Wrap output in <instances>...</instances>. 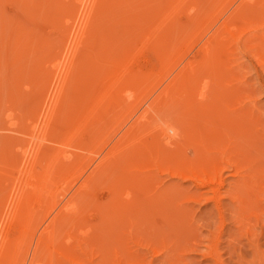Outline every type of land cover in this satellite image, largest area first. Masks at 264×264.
Wrapping results in <instances>:
<instances>
[{"label":"rangeland","instance_id":"obj_1","mask_svg":"<svg viewBox=\"0 0 264 264\" xmlns=\"http://www.w3.org/2000/svg\"><path fill=\"white\" fill-rule=\"evenodd\" d=\"M23 1L25 3H22ZM23 1L22 0H19V1L0 0V15H2V17L0 16V25H1L0 26V38L2 39L5 38V40H3V43H1L2 39L0 40L1 41L0 42V53L4 52V54L2 53L0 54V67H1L0 68V82L2 83V84L0 83V185L1 187L2 186L8 187L6 188L8 190H5V188L2 189L3 191L2 195L10 191L9 189L12 188V186H14L13 184L18 183V182L24 183V181H26L27 178L24 175V168L26 169L29 165L27 163L31 162L30 158H31L32 151L35 149L34 146L36 147L39 146V149L40 148L42 149V146H43L42 151L44 150L43 152L47 153L45 154L46 155V159H45V155H42V152H40V154L44 156V158H42L41 160L40 159L41 156H40L39 160H37V162H39V164L41 163V165H37V163L35 164L37 165L35 167L38 168L37 171L39 175L42 174V170L47 164L49 163L52 164L53 159L51 158L55 156L56 154H58L57 161L58 160L59 161L58 162L56 161L57 163L55 167L60 170L56 169L57 171H54L52 175L49 177L51 183L53 182L54 184L52 187L53 194L50 195L49 197H46V203L44 200V203L43 204L41 203V205L39 206L38 203L37 205L35 202H34L35 204L31 202L33 201L32 200L33 194H31V197L29 196L30 199L29 198L27 199L26 204L28 203V206L25 209L30 208V207L33 208L34 206L35 209L34 208L33 209L36 213L35 214L36 217L31 223V226H29L27 229L28 235L25 234L24 236V239H23L24 243H22L24 246L21 247L19 251L20 253H18L16 264H174L176 263L175 260L178 261L177 263L180 262V264L182 263L183 264H186V263L187 264H216L214 262L216 258L211 257L212 255L210 252L209 253L206 252V251H209L208 246L216 242H217V251H218L217 253H219L218 255L221 258L220 260L223 264H248V263L257 264L258 260H259L258 261L259 264H264V220H262L264 216L259 217L262 208L260 209V211L258 210L259 209L258 207L256 208V210L259 213L256 210H253L254 213L251 212L250 215L247 214L248 216H250L247 219L243 218L242 216H239L238 213H235L236 210H235V207H233L235 206V204L233 205L234 202L232 203L231 198L228 197L226 193L224 194L225 188L230 186L228 184H232L233 183L232 181L234 180L233 178L234 176L230 174V173H233V171L231 170H234V169L231 164L226 163L228 162V160L227 161L226 159L222 160L226 164H223L221 162L223 166L226 165V167L227 166L229 167V168L227 167L228 171H226L227 170L226 167L222 168L223 170L222 169L220 170V172L222 173L221 178H223V180L225 181V182L223 181L224 187L221 188V190H223L224 192L222 191L220 195L221 197L220 202L222 204V210L227 207L226 209L227 212L223 210L225 211L224 217H223V219L225 220L220 218L218 208L216 209L217 206L215 202L213 201V199L208 200L209 198L208 196L211 197L213 195L210 191L204 194L206 198L208 197L206 199L208 201H205L204 200L205 198L203 196H202L203 198H201V196L200 198L193 197L191 193L194 192L195 184L192 182V180L183 181L181 179L179 180V178L177 177H172L171 175H167L168 173L166 171H162L161 169L162 167L157 168L158 164L155 163L157 162V160H160V156H158L160 154H157L155 152L157 151L155 146H157V149H159L156 142L158 141L157 140L158 136L160 137L162 135L161 134L162 132L160 133L161 131L160 128L162 126H165L164 125L165 122L174 123L173 125L176 124L175 125L176 127L180 129L182 128L181 133L183 131L184 135L189 134V132L192 131V129L196 128L197 126H200L204 122H211V126L213 127L215 125H213L212 121L215 122V120H216L218 127L215 126L212 129L216 128L217 130V128L220 127L221 129L224 130L225 128L226 130L227 126L226 127L224 126L223 128L221 127V125H223L222 124L223 121L225 122L223 115L227 114L226 116L228 119L226 118V116L225 118L226 120L229 121V117L232 116V113L230 112L233 111V115H234L235 108L237 107L236 108L237 111L241 110V113H243L246 117H248L249 114L251 117V119L250 117L249 119H247L244 115L240 113L241 116L239 117L238 120H240V118H242V120L244 119L245 120L243 121L244 124L243 122L242 123L240 122L243 125L242 128H241L242 126L241 124L238 125V127L240 126L238 130L242 129L243 131L242 133L241 131H239V133L242 136H243V133H244V136L248 135L249 142L250 141L251 142L249 143L247 141L248 136H247V139L246 137L244 138L246 143H244L245 141L243 142L241 140L243 138L242 136H240L242 137L240 140L242 141V144L244 143L243 145H245L244 147H246L247 150L250 148L248 150L250 154L248 155L250 157L252 156L251 157L252 159L254 158L255 160L257 159L258 161L260 154H261V157H260L261 160L258 161V164H260L259 165L260 168L263 167V169L261 170L264 171V165H263L264 159L262 160V157L264 158V154H263L264 153L263 151L264 150V140H263L264 139V0H185V1L184 0H148V1L136 0L139 2L131 0L130 5L128 2L129 0L128 1L127 0H122V1L103 0L105 2L104 3L101 2L102 6H99V9L96 10L98 12H95L94 16L91 17L93 21L90 22L89 24L90 32L89 30H87L88 28L84 29L87 27V25H85L86 27L83 26L84 24H82V21H81L83 20V16L81 15L84 14V17H85L86 12L82 10V7L80 8V6L76 5V3L78 2H76L75 0H61V1H58V0H33V1L23 0ZM125 2L129 7L124 6ZM240 2H244L243 4H245L244 6L245 12L242 14L239 13V15H236L237 17L230 16V13L232 12V10H234ZM38 3L40 4V6ZM73 3H75V6L73 5ZM178 3L180 6L178 5ZM29 5L32 7H29ZM65 7L66 9L67 8L69 9V11L67 10V12L69 13H70V10H72L73 15L71 14L70 16H67L69 15V13L67 14L66 12H64L66 11ZM86 7H87V3L85 4L84 9H86ZM125 7L129 8V10L126 9ZM79 8L80 10H82L81 15H79L80 14ZM145 9H147L146 10L147 12L145 11ZM77 11H79V13ZM123 13L124 14L126 13V14L124 15ZM98 15H100V17ZM111 15L112 17H110ZM169 15H171L172 17L171 16L169 17ZM78 16L79 18L81 17L80 21L77 20ZM137 16H138V20L141 19L140 23L135 21ZM114 17L117 19H115ZM97 18L98 19L100 18L99 22H97L98 21ZM8 19L10 20L8 21ZM18 21H21L19 22L21 25L19 23L15 25V23ZM77 21H79V24ZM3 22L5 23L3 24ZM13 22H14L15 27H13L14 26L13 25L12 26L13 28H12L10 25L13 24ZM80 22L82 26H80ZM101 22L102 24L105 23V25H102ZM142 22H144V24ZM158 22H159V25H161V27L158 25ZM7 23L10 25H7ZM22 23H23V27L25 26L24 27L25 29L22 27ZM145 23L147 25H145ZM17 25L20 26V28L22 27L23 30L22 28L21 29L18 28L19 29L18 30L16 28L18 27ZM97 25L98 26L100 25V26L98 27ZM154 25H156L157 27L159 26L158 28L162 32L159 31L160 32L159 33L158 30H155L157 31V33L155 32V34H158V33L159 34L158 35L154 34V36H152L153 35L152 34L151 36L153 39H151V36L149 35L150 33L146 34V36L147 35L148 36L145 37V33H147V31L151 32L154 29V27H156ZM2 26L3 27L6 26V27L2 28ZM8 26L10 28H8ZM130 26H132L135 30H133L132 27ZM151 27H152V30H150ZM27 28L30 30H28ZM114 28H115V31H114ZM122 28L127 29V31H125ZM81 29L87 30L85 31L87 33L89 32L88 33L89 35L87 33L86 34L84 33V37L82 36L83 38L81 37V39L86 38V42L89 41L91 44L94 41H96L97 45L96 44H95L96 46L94 45V43L96 42L93 43V46L88 42L89 44L88 50H91V48L93 50L91 51V54L88 50H85L86 52H84V54L88 52L87 53L88 56L87 54H85L86 56L82 55L83 53L81 54L79 52L78 54H76V56H74L75 59L73 58L72 61H70L72 58L71 49L69 50V48L67 49V47L71 48L70 43L73 44V42L75 43L77 41V39H75V36L76 38H79V36H81L80 34L82 32ZM1 30L6 34V36L3 33L4 35L3 37V35L1 34L2 33ZM14 30H17L15 31V35H16L15 37H14ZM21 31L23 32L21 33ZM30 31L32 32L30 33ZM124 31L126 33H124ZM132 31L134 35H132ZM68 32L70 36L68 35ZM77 32H79L78 35H77ZM111 32L114 33V35L112 33L113 37L111 36ZM137 32L139 33L137 34ZM29 33L30 35H33V36L31 37ZM94 34H95V37L93 38ZM130 34L133 38H131ZM63 35H65L66 37ZM9 36L11 38H9ZM18 36H20L19 39H17ZM155 36L156 38H159L156 42H160V45H162V42L164 43L163 46L167 44L165 46L166 50L163 49V47L162 48L160 47L162 50L160 48L158 50L157 47H159V45L155 47V45L149 46L150 44L149 45L142 44L143 42L151 43L150 40L155 41L156 40ZM12 37L14 39H17L16 42L14 41V39H12ZM36 37L38 40H36ZM32 38H33V41H32ZM41 38H43V40H41ZM109 38H111V41ZM146 38H148L149 40H146ZM210 38H213V39L210 40ZM214 38H216L217 40ZM23 39L25 40L23 41ZM71 39L72 41H70ZM90 39L92 41L94 39V41L91 42ZM11 40L13 41L11 42ZM26 41L28 42L26 43ZM29 41H31L32 44L31 42L29 43ZM50 41H53L54 44H51L52 42ZM112 41H115V43ZM43 42L45 43L43 44ZM48 42H50V44ZM81 42L87 45L84 40H82ZM206 42H210L212 44V45L210 44L211 50L209 49L208 52H206L204 49L205 47L204 43L206 44ZM13 44L15 46H13ZM29 44H31L30 46L32 48L29 46ZM103 44L105 45L107 44V45L103 46ZM18 45H21L22 47ZM99 45L102 47V49ZM115 45H117L116 46L117 49L114 47ZM215 45H217L216 49L214 47ZM26 46L27 47L29 46L30 48L28 49L23 48ZM107 46H109L108 49H107ZM113 48H115L116 50L115 52ZM118 48L119 50L120 48L122 50L119 51ZM6 49L8 50V52ZM112 49L113 51H111ZM132 49L133 51H131ZM50 50L51 52H49ZM79 51H82V49H80ZM135 51L139 54L136 53L135 56H132L134 53H131L132 58L130 59L129 52H135ZM92 52L94 56L93 59H91ZM48 53H50L51 55H49ZM206 53H210V54L206 55ZM12 54H14V56ZM161 54H163L162 57H161ZM23 55L25 57H23ZM48 55L54 56V57L49 58ZM205 55L208 61H205L206 59V57L204 58ZM89 56L90 58H87ZM52 58L54 60L56 59L57 62L54 61ZM211 58L213 60H210ZM19 59L21 60L19 61ZM80 59H83L81 60L83 64L82 62H80ZM87 59H89V61ZM166 60L168 63L166 62ZM188 60L194 63L191 64V62H189ZM75 61H78L76 62L78 66L77 64H75V68L77 69L74 68L76 72L80 68L81 69V70L79 69L80 73L82 71L83 72L88 71L87 74H84V73L80 74L79 70H78V73H76L74 70L73 71L74 76H72L73 75L72 70L74 67L73 63H75ZM87 61L89 62V65H87L88 64ZM66 62L68 65H69V62H71V66L73 64V66L70 68L72 73H70L69 75L71 78L70 79L71 82L68 81L67 85L64 87L63 95H66V98L62 96L64 100L62 98L60 102L65 103V101L67 100L68 103H65L69 105L68 107H66L67 109L71 107L72 105L74 106L76 105L75 108H73L74 106H72L69 109L71 110V112L72 111L76 112V109H77V112L76 113L74 112V113L76 114V118L78 119V122L80 119L79 125H78L77 119L75 118L74 114H72L73 112L71 113L73 115L72 116L70 112L68 113L67 111H65L67 112V114L64 112L65 113L64 118L62 117L63 116L62 114H64L62 112L63 106L61 107L60 105H63V104L58 103V105L61 108L59 106L57 107L58 109L56 111H58V113H56L54 117L57 114H59V111H60L59 115L64 119V121L59 116L58 118L57 117L53 118V120L54 119L58 120L61 118L63 123L61 121H58L59 123L58 124L56 123V120L54 121L51 120L50 125L48 127L49 130L47 128L44 135H42L43 131H40L42 130L40 129L41 126L40 128L33 126L34 127L33 128L34 133H33L31 129V125L33 122V118L35 117V113H37L36 111L37 110L39 111V109H36V108H40L42 104L41 108L43 111V105H44L43 102H46L45 99L47 98V94L45 96L43 92L48 93L49 90H51V88L53 91L59 88V86L57 87V84L58 82L61 81L60 79L61 74L63 75L66 72V69L68 67ZM13 63L15 66L13 65ZM79 63L81 64V66ZM187 63L190 65V68H191V65L193 67V64H194V67H193L194 70L192 68L191 69L189 68V71H186V69L188 70V67H189V65L188 66L185 65ZM54 64H55V67H53ZM90 64L92 67L90 66ZM102 64H104L105 66H103ZM183 64L184 66H182ZM83 65L84 67H82ZM11 66L12 68H10ZM16 66H19V67H16ZM85 66L86 68H90V69L93 68L94 70L96 68V71H93L94 72L93 73L92 70H89V69L85 70ZM126 66L129 68H127ZM185 66H186V69H183ZM52 68H55V69H52ZM124 69H126V71H128L129 69L131 70L128 72H132L133 69H134V72L139 71L138 73H139V77L141 76V79L136 78L137 79L136 81L135 79L133 81L132 80L128 81L124 79L121 80L120 78L117 79L116 73L118 75L120 73L121 75L124 73ZM181 69H183V73H184V70L185 72H188L187 74H185L186 77L188 76V78H185V79H188V80L185 81V79L183 78L182 80H180V82H178V84L180 85L183 82V80L185 81L186 84L183 82L182 86L180 85L181 87L177 86L180 89H178L177 87H174V89L175 90L177 89L178 91L176 90L175 93L168 95V98L166 97V100H165L166 95H162L161 97L162 99L157 97L158 94L160 93L159 89L162 90V87L165 86V84L168 83L174 76H176L175 73L180 72ZM45 72L47 74H49V72L51 73L52 78L49 79V81H47V77L50 75L47 76ZM52 72H54L55 74V75L53 74L54 80H53ZM82 74L85 75L84 79L88 82L82 79L83 78ZM17 75L19 77H17ZM110 75L112 77H110ZM94 76H96V79H94L95 78ZM147 77H150V78H147ZM42 78H44V80ZM119 79L120 81H118ZM50 80H51V83H50ZM93 80H95V82ZM74 81L76 83L78 82V84L76 85ZM34 82L37 84H35ZM47 82H48V85H47ZM92 82H94V85H92L93 84ZM127 82H130V83H127ZM49 83L51 86L49 85ZM69 83L71 84L70 89H68V87L70 86ZM95 83H98V84H95ZM240 83L242 86L240 85ZM41 84L43 85V87L41 86ZM73 84H75L76 86ZM79 84L81 85L79 86ZM232 85L234 87H232ZM85 86L87 87L85 88ZM90 86H92V88ZM47 87H48V90L46 91ZM73 88H75V92ZM76 88H78V90ZM226 88H228V90H231V91H237L238 92L237 101L239 99L238 96H240V100L244 102H242L241 104L240 103L241 101L237 102L235 100V102L233 101L234 103L233 102L226 103V101H230L231 99L229 100L227 99L225 101V98H224V101H225L224 102L221 96L222 97L224 96V90L226 91L227 90ZM71 89L72 91H69ZM86 89L89 91L87 92ZM152 89H154V91H152ZM244 89L246 91L248 90L249 93L248 92L246 93ZM76 90L78 91L79 94L77 93ZM90 90H93V91H90ZM40 91H43V92L41 94H38ZM242 91L245 93H243ZM75 93L78 94V97H77V94ZM217 94H220L221 96H218ZM248 94L250 96H248ZM41 95L42 97L45 96V98L43 102L39 103V101H42L40 99L42 98ZM71 95L74 100L72 101L73 102L72 104H70L72 100ZM91 95L93 96V98L91 97ZM242 95L244 96L246 95L251 100H243L244 99L243 97L241 99ZM213 96H216L217 98ZM37 97L39 98V101ZM218 97H220L222 101ZM247 97L245 99H248ZM142 99H144V101ZM154 99L156 102L153 103ZM234 99H236V96L235 98H233V100ZM37 101H38V105H37ZM75 101L78 104H76ZM151 101L153 104L151 107H149L151 105ZM235 103H237V106L234 108L233 106L236 105ZM245 103H248V104H245ZM240 104L241 106L240 108H238ZM34 105H37V106H34ZM143 106H145L144 107L145 109L143 108ZM153 106H156V107H153ZM224 106H226L227 108ZM246 106L249 107V109H252L251 110L252 113H250L251 111L249 112V109H247ZM32 107L35 108V110L33 109L35 113L33 111H30L32 110L31 109ZM151 108L153 109L155 108V109L153 110ZM244 108L247 109V111ZM227 109L228 111H226ZM83 110L86 111V113ZM244 110H245V113L242 112ZM42 111L40 110L41 114H42ZM40 112H38L39 115H40ZM223 112H225V114H223ZM31 113L33 114L31 115ZM66 115H68V117L71 115L72 119H74L75 121L74 122L72 120L74 124L75 125L77 124L78 128H80V129L77 128V130H79V131L76 130L77 133L74 130L75 128H72L73 127L72 125H74L73 122L72 121H71L72 123L69 122L71 120V116H70V120L68 121L69 118L67 117L68 118L67 119L65 117ZM210 115L211 117H213L212 118L213 120L210 119L211 118ZM41 116L43 117V115H40L39 119L38 117H36L38 121L34 119V122H33L34 125H36L37 122H38L37 124L40 125L41 123L40 120L42 119L44 120V117L41 118ZM81 117H82V121H81ZM196 118L198 121L202 122L200 123V125H197L198 121L195 123ZM221 118L223 119L221 120ZM134 119L137 120L138 124ZM43 120H42V123H43ZM66 120L69 123H67ZM203 120H207V121H203ZM217 121H220L222 123H218ZM228 121L226 123H228ZM189 122L195 123L197 126H194V124H190ZM51 123L54 125H52ZM226 123H224V125H226ZM55 124H58L57 127L58 126L59 127L58 128L55 127L56 126ZM50 126L51 127L54 126V127L50 128ZM131 126L133 128H131ZM191 126H193V128ZM190 127L192 129L188 130L189 132H187L186 130L189 129ZM207 127H209L210 129V125H208ZM70 129H73V131L71 130L72 134L70 132ZM47 130L48 131L51 130L50 131L51 133H49ZM137 130H140V131H137ZM30 131H32L33 138H35L34 143H33V138L31 137L32 135ZM123 131L126 133L125 136H124L125 133ZM184 131L186 132V134ZM73 132L76 134H74V137H72L74 139H71L70 136L73 135ZM35 133H37V136ZM40 133H41V136L39 135ZM34 134H35V137H34ZM48 134L50 137L47 139ZM38 136H40V138ZM130 136L132 138H130ZM238 136L239 135H237V139L239 140ZM161 137L163 138V135ZM37 138H39V141L37 140ZM68 138L69 140L71 139L70 142L67 141ZM40 139L44 140V142H42L41 145H40V141L42 140ZM125 139L127 140V142H125L126 141ZM187 139L191 140V142L193 140L192 138L191 139L187 138ZM120 140L121 141L123 140V141L120 142ZM161 140L163 141V139ZM35 141H38L37 145H36L37 142ZM200 141L197 142L196 140L195 142H197L198 145L200 144L201 146L200 145L199 146L202 147V144H203L202 140L200 139ZM189 142L190 141L186 143L185 141L186 144H182L184 146V149L186 147V150H183L182 153L181 151L183 148L179 150L178 147H175L174 145H170V147L172 146L174 147L172 150L173 152L175 151L174 154L177 155L175 160L177 159L178 162L183 159L185 161H188L187 160L188 158L186 159L188 155L189 156L194 155L197 157L196 159H198L197 155L199 154L195 155L197 151L195 152L194 150V149L197 150V146L196 148L192 149L193 148L192 146L194 145L195 147V144L191 146V144L190 145L188 144ZM158 144H161V143L159 142ZM222 144H224L225 146L226 144H228V142L222 143ZM251 144H252V147H251ZM218 145H220V143H218ZM21 146L24 148H22ZM224 146L221 147L220 145L221 148L219 149L224 148ZM162 147L163 149L158 150L159 152L161 150L162 151L164 150L165 151L164 153L166 154L167 152L168 154L167 158H172V157L174 158L175 155L173 156V154L172 156H169L171 155V151H172L170 150L171 148L167 149L168 147L167 148H165L164 146ZM29 148L31 150V153H29L30 152ZM176 148L179 151H177ZM210 148L212 149V146ZM215 148H218V147L215 146ZM22 149L23 150L25 149L24 153L25 152L27 153L23 154L21 151ZM59 149L60 151L62 150L63 153L60 152ZM108 149H110V151H108ZM202 149L204 150L203 147ZM97 150H98V153H97ZM203 150H202V154H204L205 152ZM252 150L254 153L252 152ZM56 151H59V152L57 153ZM111 151L113 152V154ZM213 151H215V149H213L210 152H213ZM179 152L183 154L184 156L183 155L178 156ZM198 153H200L201 155V151ZM251 153L253 154L251 155ZM27 154H30V155L28 156ZM67 154H69V156ZM115 154L118 156H116ZM165 154H163V156ZM254 154L256 156L258 155L257 158L253 157L255 156ZM24 155L25 157H23ZM110 156L112 158H110ZM101 157H103L105 162H107L106 164L103 160V163L99 166V169H102L103 167L102 171L101 170L98 171V173L100 172L101 175L99 174L98 176L96 173V176L93 179L94 181L93 182L91 181L92 183L90 182L91 184H89L88 189L86 188L84 191L76 193L79 183H81V181L86 177V175L88 174V170H90L93 166L95 167L99 163L98 159H100ZM155 157H157V160L155 159ZM164 158H166V155ZM189 158H192V157H189ZM196 159H193V160H196ZM47 160H50V161L44 162ZM231 160H233V157L231 158ZM255 160L253 161L255 162ZM70 161H72L73 163L76 162L75 163L76 167H71V165H74V164ZM188 162L185 164L184 161H181V164L184 163V166L185 165L187 166L189 164ZM197 163H199V159ZM69 164L72 169L68 167ZM154 164H157V165H154ZM229 165L232 166V169H230L231 166ZM220 166H219V169L221 168ZM61 167L64 170L63 169L61 170ZM67 167L69 168L68 170H66ZM5 173L7 174L6 177L4 176ZM211 175L212 173L210 174V176ZM262 175L264 176V174ZM37 181L40 182L39 180ZM257 184H258V187H257ZM257 184L255 183L253 185V188L256 186L255 188L256 193L254 192L255 195L258 194L259 191H261V190L259 191L257 190L258 192L256 191V189L262 185L260 183H257ZM25 189L28 190L27 194L29 195V193L31 192L30 191L31 189H29L28 187H26ZM202 191L203 193L205 192V190H200L199 192L202 193ZM260 194L263 195L264 193L260 192ZM2 195L0 194V198H1L0 204H4L2 202L5 201L4 197L7 196V194H4V197ZM262 195L260 196L256 195L260 197V200H258L259 198L257 199L256 196H255L256 199L254 198V196H253V199L261 202L264 199V195H263V199H262ZM190 197L193 200H191ZM213 205H215L216 207ZM2 206L0 205V210H1L0 212L3 214L4 207ZM215 209L217 212L215 211ZM57 210L62 212L65 215L64 220L63 222L60 223L61 226L60 225H59L60 227L57 226L58 228L56 227V231L54 230L52 232V236L50 233H48L47 234L48 236H44L45 238H43L42 236L43 232L41 231H46L45 229L50 227V226H47L48 219ZM262 210H264V208ZM216 213L219 215H217ZM261 214H264V212L262 211ZM253 217H255V219H253ZM0 218H1V215H0ZM256 218L259 220L257 221ZM215 220L219 222L222 221L223 225L219 222H217L218 224L216 223L215 225L214 223ZM253 221L254 222L257 221V222L254 223ZM207 225L208 227H206ZM214 225L216 226V228L214 227ZM243 225L244 227L241 228ZM253 227H254V230H253ZM212 228L213 229L215 228L217 231L214 229L215 231L213 232ZM210 230L213 232L212 233L213 236L211 235ZM249 230L252 233H250ZM198 231H200V233ZM40 234L42 236L41 247H39V249L35 251L34 246L36 245L34 244L37 243V242L35 243V241H37V238L40 237L39 236ZM197 236L199 240L197 239V243H196V239H193V238H196ZM190 238H192L193 240H191ZM249 239H253V240H249ZM189 240L190 242L191 241L192 242L191 243L188 242ZM180 242H182L181 245L179 244ZM177 243L180 246H178ZM188 243L190 244L194 243L193 245L196 246V249L199 248V249H202L203 251L206 250L205 251L206 253L204 252L206 256L203 254V252L200 253L199 249H198L199 251L197 250V252L193 250V251L188 252V254L187 253L183 254L184 253L183 247L181 246H185V244L189 245ZM255 244H256V247L257 248L259 247L258 249L260 250L258 251V249L254 247L255 249H257V252L259 255V259H257V261L255 258H258V257H255V256H258V255H256V252L254 253L255 255L253 254V252L255 251L253 246ZM161 246H164L162 249L165 250L166 252L165 251L163 252L160 250V252L158 251L159 252L158 253L156 250H154V248L156 247H158L157 249L159 250ZM177 246L180 248H177ZM164 248H168L169 250L164 249ZM172 248L174 249L177 248L178 250L175 249V251L172 250L171 252L170 249ZM180 250L183 253H181ZM174 252H176V254ZM260 252H262V255H260L261 254ZM180 253L183 256H185L186 259H184L185 257H182ZM179 255L181 256L180 257L181 259L179 258L180 260L178 258L176 259V257H179ZM172 256L173 258H171ZM136 257L137 259H135ZM253 257L255 258L253 259ZM172 260H174V262ZM211 261H213L214 263H212Z\"/></svg>","mask_w":264,"mask_h":264},{"label":"bare ground","instance_id":"obj_2","mask_svg":"<svg viewBox=\"0 0 264 264\" xmlns=\"http://www.w3.org/2000/svg\"><path fill=\"white\" fill-rule=\"evenodd\" d=\"M17 1H19V0H17ZM23 1V0H22ZM33 1V0H32ZM31 1V2H32ZM58 1H61V0H58ZM76 2H78V3H76V5H78V6H80V8L82 7V10H84L86 13V15H85V17H84V14H82L81 15V13H82V10H80V8H79V10H80V14L79 15H81V16H83V20H81L82 21V24H84L83 26H85V25H87V27L86 28H84V29H87V30H89L90 28V26H89V24H90V22H92L93 20L91 19V17L92 16H94V13L95 12H98V11H96L97 9H99V6H102V3L101 2H105V1H103V0H75ZM111 1V0H110ZM120 1H122V0H120ZM128 1V0H127ZM133 1H136V0H133ZM132 1V2H133ZM145 1H148V0H145ZM185 1V0H184ZM30 2V3H31ZM64 2V1H63ZM129 2V5L131 4V0H129L128 1ZM136 2H139V1H136ZM141 2V1H140ZM177 2V1H176ZM22 3H25L24 1L22 2ZM27 3V2H26ZM29 3V2H28ZM40 3V2H39ZM38 3V4H39ZM71 3V2H70ZM87 3V7H86V9H84V6H85V4ZM101 3V4H100ZM142 3V2H141ZM244 2H240L237 6H236V8L234 9V10H232V12L230 13V16H232V17H234V16H236V15H239V13L240 14H242V13H244L245 12V8H244V6H245V4H243ZM99 4V5H98ZM140 4V3H139ZM143 4V3H142ZM63 5V4H62ZM66 5V4H65ZM71 5V4H70ZM73 5L75 6V3H73ZM136 5V4H135ZM176 5H177V3H176ZM178 5H179V3H178ZM34 6V5H33ZM38 6V5H37ZM39 6H40V4H39ZM64 6V5H63ZM104 6V5H103ZM120 6V5H119ZM124 6H128L127 4H126V2H125V5ZM131 6H133V5H131ZM155 6V5H154ZM171 6V5H170ZM172 6H174V5H172ZM180 6V5H179ZM29 7H32V6H30L29 5ZM35 7V6H34ZM67 7V6H66ZM66 7H65V10L66 11H64V12H66L67 14L69 13V12H67V10L69 11V9L67 8L66 9ZM73 7V6H72ZM117 7H118V5H117ZM129 7V6H128ZM156 7V6H155ZM154 7V8H155ZM27 8V7H26ZM74 8V7H73ZM109 8H111V7H109ZM126 8V7H125ZM124 8V9H125ZM153 8V7H152ZM157 8V7H156ZM20 9V8H19ZM33 9V8H32ZM42 9V8H41ZM70 9H71V7H70ZM126 9H128L129 10V8H126ZM140 9V8H139ZM148 9V8H147ZM147 9H145V11L147 10ZM22 10V9H21ZM26 10V9H25ZM119 10V9H118ZM117 10V11H118ZM123 10V9H122ZM152 10V9H151ZM173 10V9H172ZM27 11H28V9H27ZM26 11V12H27ZM101 11V10H100ZM100 11H99V13H100ZM41 12V11H40ZM63 12V11H62ZM78 13H79V11H77ZM111 12V11H110ZM114 12V11H113ZM125 12V11H124ZM130 12V11H129ZM128 12V13H129ZM132 12V11H131ZM147 12V11H146ZM145 12V13H146ZM151 12V11H150ZM149 12V13H150ZM154 12V11H153ZM66 13H64V14H66ZM73 12H72V10H70V13H69V15H67V16H70L71 14H72ZM75 13V12H74ZM78 13H77V15H78ZM251 13V12H250ZM11 14H13V13H11ZM26 14V13H25ZM31 14V13H30ZM35 14V13H34ZM120 14V13H119ZM124 14V13H123ZM126 14V13H125ZM124 14V15H125ZM73 15V14H72ZM150 15H152V14H150ZM172 15V14H171ZM171 15H169V17L171 16ZM262 15V14H261ZM1 17H2V15H0ZM27 16H28V14H27ZM35 16V15H34ZM65 16V15H64ZM63 16V17H64ZM99 17H100V15H98ZM97 16V17H98ZM131 16H132V14H131ZM142 16V15H141ZM154 16V15H153ZM155 16H157V15H155ZM165 16H167V15H165ZM165 16H164V18H165ZM5 17V16H4ZM30 17H32V16H30ZM36 17V16H35ZM73 17V16H72ZM101 17H103V16H101ZM110 17H112V15L110 16ZM118 17V16H117ZM134 17V16H133ZM136 17V16H135ZM143 17V16H142ZM148 17H149V15H148ZM172 17V16H171ZM237 17V16H236ZM251 17V16H250ZM253 17V16H252ZM13 18V17H12ZM47 18V17H46ZM66 18V17H65ZM69 18H71V17H69ZM75 18V17H74ZM81 18V17H80ZM80 18H79V16H78V19L77 20H79L80 21ZM115 18V17H114ZM113 18V19H114ZM139 18H141V17H139ZM151 18H153V17H151ZM158 18V17H157ZM19 19V18H18ZM37 19H39V18H37ZM94 19V18H93ZM98 19V18H97ZM100 19V18H99ZM99 19H98V21L97 22H99ZM102 19V18H101ZM107 19V18H106ZM109 19V18H108ZM115 19H117V18H115ZM119 19H120V17H119ZM123 19V18H122ZM144 19H146V18H144ZM4 20V19H3ZM3 20H1V21H3ZM7 20V19H6ZM10 19H8V21H9ZM54 20V19H53ZM153 20V19H152ZM151 20V21H152ZM167 20V19H166ZM172 20V19H171ZM75 21V20H74ZM79 21H77L78 22V24H79ZM95 21V20H94ZM113 21V20H112ZM123 21V20H122ZM135 21L136 22H138V23H140V21H141V19H139L138 20V16H137V18L135 19ZM144 21V20H143ZM147 21H148V19H147ZM146 21V22H147ZM170 21V20H169ZM251 21V20H250ZM19 22H21V21H18V22H16L15 23V25L17 24V23H19ZM114 22H115V20H114ZM154 22H155V20H154ZM156 22H157V20H156ZM245 22V21H244ZM5 22H3V24H4ZM109 23V22H108ZM132 23V22H131ZM143 24H144V22H142ZM149 23H150V21H149ZM20 24V23H19ZM82 24H81V22H80V26H82ZM101 24H102V22H101ZM153 24H155V23H153ZM7 25H10V24H8L7 23ZM14 25V22H13V24H11L10 26L12 27ZM15 25L13 26V27H15ZM21 25V24H20ZM77 25V24H76ZM102 25H105V23H103ZM122 25V24H121ZM128 25V24H127ZM140 25V24H139ZM145 25H147L146 23H145ZM158 25H159V22H158ZM1 26V25H0ZM18 26V25H17ZM98 26V25H97ZM100 26V25H99ZM98 26V27H99ZM116 26V25H115ZM150 26V25H149ZM154 26H156V25H154ZM153 26V27H154ZM160 27H161V25H159ZM158 26V27H159ZM6 27V26H5ZM5 27H3L2 26V28H5ZM12 27V28H13ZM22 27H23V23H22ZM21 27V28H22ZM25 27V26H24ZM23 27V28H24ZM37 27V26H36ZM92 27V26H91ZM97 27V28H98ZM130 27H132V26H130ZM137 27H138V25H137ZM143 27V26H142ZM142 27H140V28H142ZM157 26L156 27H154V29L152 30V27H151V29L150 30H152L151 32H148L147 31V33H145V37H147L146 36V34H148V33H150L149 35L151 36L152 34V36H154V34H155V32L157 33V31H155V30H158V32L160 31L159 30V28H158ZM8 28H10L9 26H8ZM17 29L18 28H20V26H18V27H16ZM15 28V29H16ZM20 28V29H21ZM23 28H22V30H23ZM112 28V27H111ZM147 28V27H146ZM156 28V29H155ZM25 29V28H24ZM28 29V28H27ZM45 29V28H44ZM69 29V28H68ZM82 30L81 29V36H79V38H76V36H75V39H77V41L74 43L73 42V44L72 43H70V41H72V39L69 41V43L71 44V48L70 47H67V49L69 48V50L71 49V56H72V58H71V60L70 61H72V59L74 58V56H76V54H78L79 52L82 54V55H85V54H87V53H85L84 54V52H86L85 50H88L89 48V44H88V42L89 41H87L86 42V38H84V39H81V37L83 36L84 37V33L86 34L87 32H85V31H87V30ZM107 29H108V27H107ZM122 29H124V28H122ZM132 29L133 30H135L133 27H132ZM131 29V30H132ZM137 29V28H136ZM139 29V28H138ZM149 29V28H148ZM230 29V28H229ZM4 30V29H3ZM8 30V29H7ZM13 30V29H12ZM19 30V29H18ZM28 30H30V29H28ZM33 30V29H32ZM64 30V29H63ZM72 30V29H71ZM71 30H69V31H71ZM91 30H92V28H91ZM102 30V29H101ZM125 31H127V29H124ZM140 30H142V29H140ZM149 30V31H150ZM161 30H162V28H161ZM167 30V29H166ZM169 30H171V29H169ZM172 30H173V28H172ZM2 31V30H1ZM15 31H17V30H14V37L16 36L15 35ZM34 31V30H33ZM40 31V30H39ZM111 31V30H110ZM110 31H108V32H110ZM114 31H115V28H114ZM123 31V30H122ZM124 31V33H126ZM154 31V32H153ZM9 32H11V31H9ZM23 31H21V33H22ZM32 31H30V33H31ZM65 32V31H64ZM89 32H90V30H89ZM88 32V33H89ZM100 32V31H99ZM107 32V31H106ZM141 32V31H140ZM145 32V31H144ZM143 32V33H144ZM160 32H162V31H160ZM159 32V33H160ZM3 31H2V35H3ZM30 33H29V35H30ZM39 33V32H38ZM61 33V32H60ZM87 33V34H88ZM105 33V32H104ZM103 33V34H104ZM112 33L113 32H111V36H112ZM130 33V32H129ZM139 32H137V34H138ZM158 33V34H159ZM218 33V32H217ZM12 34V33H11ZM18 34V33H17ZM62 34V33H61ZM79 34V32H77V35ZM100 34H102V33H100ZM108 34V33H107ZM116 34V33H115ZM158 34H155V35H158ZM4 35L6 36V34L4 33ZM4 35H3V37H4ZM7 35H9V34H7ZM13 35V34H12ZM22 35V34H21ZM44 35V34H43ZM68 35H69V32H68ZM89 35V34H88ZM113 35H114V33H113ZM123 35V34H122ZM126 35V34H125ZM132 35H134L133 34V31H132ZM141 35H143V34H141ZM31 37L33 36V35H30ZM48 36V35H47ZM47 36H46V38H47ZM63 36H65V35H63ZM70 36V35H69ZM86 36V35H85ZM110 36V35H109ZM116 36V35H115ZM130 36H131V34H130ZM149 36V37H150ZM152 36H151V39H153L152 38ZM19 37L20 36H18L17 37V39H19ZM42 37V36H41ZM45 37V36H44ZM66 37V36H65ZM78 37V36H77ZM82 37V38H83ZM89 37V36H88ZM95 37V34H94V36H93V38ZM113 37V36H112ZM122 37V36H121ZM125 37V36H124ZM142 37V36H141ZM9 38H11L10 36H9ZM26 38V37H25ZM34 38V37H33ZM33 38H32V41H33ZM67 38H68V36H67ZM72 38V37H71ZM108 38V37H107ZM130 38V37H129ZM131 38H133L132 36H131ZM217 38V37H216ZM216 38H214V39H216ZM2 38H0V40H1ZM12 39H14L13 37H12ZM17 39H14V41L16 42V40ZM27 39V38H26ZM40 39V38H39ZM91 39H92V37H91ZM90 39V40H91ZM102 39H104V38H102ZM110 39V41H111V38H109ZM108 39V40H109ZM155 41H151L150 40V42L151 43H142V44H145V45H149V46H154L155 45V47L156 46H158L159 45V47H157L158 48V50H159V48L161 47H163V49H165V46L167 45V44H165V46H163V42H162V45H160V42H156L159 38H156V36H155ZM169 39V38H168ZM209 39V38H208ZM211 39H213V38H210V40ZM3 40H5V38L4 39H2V42L1 43H3ZM7 40V39H6ZM25 39H23V41H24ZM36 40H38L37 39V37H36ZM41 40H43V38H41ZM74 40V39H73ZM82 40H84L85 41V43L87 44V45H85L84 43H82L81 41ZM101 40V39H100ZM99 40V41H100ZM122 40V39H121ZM126 40H128V39H126ZM132 40H134V39H132ZM146 40H149L148 38H146ZM164 40V39H163ZM207 40V39H206ZM205 40V41H206ZM217 40V39H216ZM13 40H11V42H12ZM35 41V40H34ZM57 41V40H56ZM55 41V42H56ZM67 41V40H66ZM93 41H94V39H93ZM92 40H91V42H93ZM98 41V42H99ZM103 41V40H102ZM106 41V40H105ZM117 41H119V40H117ZM123 41H125V40H123ZM165 41V40H164ZM169 41V40H168ZM5 42V41H4ZM6 42H8V41H6ZM20 42V41H19ZM28 41H26V43H27ZM31 41H29V43H30ZM41 42V41H40ZM50 42H52L51 44H54L53 43V41H50ZM50 42H48L49 44H50ZM94 42H96V41H94ZM93 42V43H94ZM112 42H114L115 43V41H112ZM140 42V41H139ZM215 42V41H214ZM18 43V42H17ZM35 43H37V42H35ZM45 42H43V44H44ZM90 43V42H89ZM93 43L91 44L92 46H93ZM101 43H103V42H101ZM106 43V42H105ZM108 43V42H107ZM129 43V42H128ZM136 43V42H135ZM153 43V44H152ZM16 44V43H15ZM31 44H32V42H31ZM31 44H29V46L31 45ZM48 44V45H49ZM56 44V43H55ZM58 44V43H57ZM69 44V45H70ZM97 45V42L96 43H94V45ZM109 44V43H108ZM113 44V43H112ZM211 43L210 42H206V44L204 43V45H205V47H204V49H205V51L206 52H208L209 51V49L211 50V45H210ZM215 44V43H214ZM220 44V43H219ZM3 45V44H2ZM67 45V44H66ZM90 45V46H91ZM95 45V46H96ZM105 44H103V46H104ZM107 45V44H106ZM105 45V46H106ZM114 45V44H113ZM123 45V44H122ZM218 45V44H217ZM217 45H215L214 47H215V49L217 48ZM13 46H15L14 44H13ZM18 46H21V45H18ZM23 47V48H26V49H28V48H30V47ZM42 46V45H41ZM43 46H45V45H43ZM47 46V45H46ZM91 46V47H92ZM100 46V45H99ZM110 46V45H109ZM109 46H107V49H108V47ZM116 46L117 45H115L114 47L116 48ZM10 47V46H9ZM12 47V46H11ZM22 47V46H21ZM49 47H51V46H49ZM72 47H74V48H72ZM85 47H86V49H85ZM101 47V46H100ZM111 47V46H110ZM133 47V46H132ZM142 47H144V46H142ZM213 47V46H212ZM219 47H220V45H219ZM32 48V47H31ZM96 48V47H95ZM105 48V47H104ZM112 48V47H111ZM115 48H113L114 49V52L116 51L115 50ZM129 48H130V46H129ZM137 48V47H136ZM140 48V47H139ZM153 48V47H152ZM160 48V49H161ZM10 49H12V48H10ZM19 49V48H18ZM41 49V48H40ZM44 49V48H43ZM42 49V50H43ZM59 49H60V47H59ZM80 49H82V51H79ZM101 49H102V47H101ZM110 49V48H109ZM113 49L111 50V51H113ZM117 49V48H116ZM154 49V48H153ZM214 49V48H213ZM2 50V49H1ZM5 50V49H4ZM7 50V49H6ZM16 50V49H15ZM39 50V49H38ZM45 50V49H44ZM47 50H49V49H47ZM98 50H99V48H98ZM97 50V51H98ZM118 50H119V48H118ZM120 50H122L121 48H120ZM119 50V51H120ZM126 50V49H125ZM129 50V49H128ZM162 50V49H161ZM166 50V49H165ZM10 51V50H9ZM14 51V50H13ZM21 51V50H20ZM34 51V50H33ZM36 51H37V49H36ZM35 51V52H36ZM89 52H90V54H91V51H93L92 50V48H91V50H88ZM101 51V50H100ZM104 51H105V49H104ZM107 51V50H106ZM110 51V52H111ZM131 51H133V49L131 50ZM200 51V50H199ZM204 51V50H203ZM214 51V50H213ZM7 52H8V50H7ZM19 52V51H18ZM23 52V51H22ZM49 52H51V50L49 51ZM54 52V51H53ZM66 52V51H65ZM95 52V51H94ZM102 52V51H101ZM113 52V53H114ZM138 52H140V51H138ZM142 52V51H141ZM158 52V51H157ZM162 52V51H161ZM164 52V51H163ZM168 52V51H167ZM2 54H4V52H1ZM0 53V54H1ZM28 53V52H27ZM55 53V52H54ZM99 53V52H98ZM124 53V52H123ZM127 53V52H126ZM130 53V54H129ZM128 54H129V56H130V59L132 58L131 57V53H134L132 56H135V54L137 53L136 51L135 52H129ZM8 54V53H7ZM6 54V55H7ZM38 54H40V53H38ZM47 54V53H46ZM49 55H51L50 53H48ZM117 54V53H116ZM127 54V55H128ZM137 54H139V53H137ZM209 55L210 53H206V55ZM10 55V54H9ZM13 56H14V54H12ZM29 55H30V53H29ZM43 55V54H42ZM48 55V56H49ZM53 55V54H52ZM56 55V54H55ZM206 55L204 56V58L206 57ZM4 56V55H3ZM18 56V55H17ZM38 56V55H37ZM45 56V55H44ZM63 56V55H62ZM86 56V55H85ZM87 56H88V54H87ZM96 56V55H95ZM102 56H103V54H102ZM163 56V54H161V57ZM200 56V55H199ZM21 57V56H20ZM23 57H25L24 55H23ZM47 57V56H46ZM51 57H54V56H49V58H51ZM81 57V56H80ZM93 52H92V58L91 59H93ZM97 57V56H96ZM119 57V56H118ZM160 57V56H159ZM31 58V57H30ZM48 58V57H47ZM48 58V59H49ZM60 58V57H59ZM85 58V57H84ZM87 58H90V56L89 57H87ZM129 58V57H128ZM128 58H127V60H128ZM149 58V57H148ZM156 58H158V57H156ZM4 59H6V58H4ZM12 59V58H11ZM14 59V58H13ZM53 59V58H52ZM64 59V58H63ZM70 59V58H69ZM75 59V58H74ZM77 59V58H76ZM98 59H99V57H98ZM152 59V58H151ZM150 59V60H151ZM206 59H207V57H206ZM205 59V61H208V59L206 60ZM21 59H19V61H20ZM24 60H26V59H24ZM29 60V59H28ZM47 60V59H46ZM54 60V59H53ZM52 60V61H53ZM81 60H83V59H80V62H82ZM88 61H89V59H87ZM170 60V59H169ZM190 60V59H189ZM188 60V61H189ZM202 60H203V58H202ZM210 60H213L212 58L210 59ZM227 60V59H226ZM10 61H12V60H10ZM18 61V62H19ZM54 61H56L57 62V60L55 59ZM53 61V62H54ZM63 61V60H62ZM87 61V65H89V62ZM126 61V60H125ZM154 61V60H153ZM195 61V60H194ZM201 61V60H200ZM17 62V63H18ZM27 62V61H26ZM55 62V63H56ZM68 62V61H67ZM67 62H66V64H67ZM76 62H78V61H75V63H73L74 64V67H73V70H72V72L75 70V69H77V68H75V64H77ZM121 62H123V61H121ZM155 62V61H154ZM159 62V61H158ZM166 62H167V60H166ZM187 62V61H186ZM189 62H191V64L192 63H194V62H192V61H189ZM188 62V63H189ZM202 62V61H201ZM215 62V61H214ZM213 62V63H214ZM225 62V61H224ZM23 63H25V62H23ZM60 63V62H59ZM86 63V62H85ZM84 63V64H85ZM94 63V62H93ZM127 63H129V62H127ZM162 63V62H161ZM168 63V62H167ZM185 63V62H184ZM185 64V65H189V64ZM204 63V62H203ZM216 63V62H215ZM9 64H11V63H9ZM20 64V63H19ZM34 64V63H33ZM53 64V63H52ZM57 64V63H56ZM73 64H72V66H73ZM80 64V63H79ZM82 64H83V62H82ZM99 64H101V63H99ZM118 64V63H117ZM152 64V63H151ZM210 64V63H209ZM13 65H14V63H13ZM12 65V66H13ZM24 65V64H23ZM32 65V64H31ZM68 65V64H67ZM66 65V66H67ZM86 65V64H85ZM103 66H105L104 64H102ZM128 65V64H127ZM159 65V64H158ZM12 66L10 67V68H12ZM15 66V65H14ZM34 66V65H33ZM52 66V65H51ZM58 66H59V64H58ZM57 66V67H58ZM65 66V67H66ZM71 62H69V65H68V67H67V69H66V72L62 75L61 74V81L60 82H58V84H57V87L59 86V88H57V89H55L54 91L52 90V88H51V90H49V92L47 93V92H43V91H40L38 94H41L42 92L45 94V96H46V94H47V100L45 99V101L46 102H43L44 101V98H45V96L44 97H42V95H41V97L42 98H40L42 101H39V98L37 97V99H38V101H39V103H41V102H43L44 103V105H43V111H42V104H41V107L40 106H38V107H40V108H36V109H39V111L37 110L36 112L37 113H35L34 112V110H35V108L34 107H32L31 109L32 110H30V111H33L34 113H35V117L33 118V122H34V119L35 120H37L38 121V119L40 118V115H43V117H44V120H43V123H42V120H40L41 121V123H40V125H38L37 123H36V121H35V123H36V125H34L33 124V122H32V125H31V129H32V131H33V128L34 127H38V128H40V126H41V128L40 129H42V130H40V131H43L42 133V135H44V133H45V131H46V129L49 127V125H50V122H51V120H53V118H58V116L59 117H61L59 114H60V111H59V114H57L55 117H54V115L56 114V113H58V111H56L58 108V103H60V104H63V105H60L61 107H62V109H63V113L65 112V111H67L68 113L70 112V114L73 112H71V110L69 109V108H71L72 106H74V105H72L71 107H69L68 109L66 108V107H68L69 105H67V104H65V103H68V101L66 102L65 101V103H62V102H60V100H62V96H64V98H66V95H63V91H64V87L67 85V83H68V81H70V73H72L71 72ZM77 66H78V64H77ZM80 66H81V64H80ZM79 66V67H80ZM90 66H91V64H90ZM133 66V65H132ZM182 66H184V64L182 65ZM181 66V67H182ZM224 66V65H223ZM4 67V66H3ZM16 67H19V66H16ZM25 67V66H24ZM28 67H30V66H28ZM53 67H55V64L53 65ZM82 67H84V65L82 66ZM81 67V68H82ZM92 67V66H91ZM107 67H109V66H107ZM122 67V66H121ZM127 67V66H126ZM193 67H194V64H193ZM192 67V65H191V68L194 70V68ZM1 68V67H0ZM5 68V67H4ZM75 68V69H74ZM95 68V67H94ZM102 68V67H101ZM127 68H129V67H127ZM138 68V67H137ZM189 68H190V65H189V67H188V70L186 69V66L183 68V69H186V71H189ZM190 68V69H191ZM226 68V67H225ZM236 68V67H235ZM9 69V68H8ZM7 69V70H8ZM25 69V68H24ZM23 69V70H24ZM30 69H32V68H30ZM52 69H55V68H52ZM80 69V68H79ZM78 69V70H79ZM92 70V72L93 71H96V68H95V70L92 68V69H90V68H86V66H85V70ZM114 69H116V68H114ZM122 69V68H121ZM183 69H181L180 70V72H178V73H175L176 74V76H172L171 78V80L168 82V83H166L165 84V86H163L162 87V90L161 89H159L160 90V93L158 94V96L157 97H159V98H161L162 97V95H166L165 96V100H166V97L168 98V95H171V94H173V93H175V91L177 90H175L174 89V87H177V86H182V83L184 82L185 83V81H187L188 79H185V78H188V76L186 77V75L185 74H187L188 72H185V70H184V73H183ZM231 69H233V68H231ZM6 70V69H5ZM20 70V69H19ZM22 70V69H21ZM78 70H77V72H76V70H75V72L76 73H78ZM81 70V69H80ZM80 70H79V73H80ZM103 70V69H102ZM55 71V70H54ZM63 71H62V73H63ZM115 71H117V70H115ZM128 71H131L130 69L128 70ZM128 71H126V69H124V73L123 74H121L120 75V73H119V75L116 73V75L117 76H119V77H117L116 76V78L118 79V78H120L121 80L122 79H124V80H134L135 79V81L137 80L136 78H139V79H141V76L139 77V71L138 72H134V69H133V71L132 72H128ZM235 71V70H234ZM31 72H33V71H31ZM87 72L88 71H82L81 73H84V74H87ZM91 72V71H90ZM112 72V71H111ZM119 72H120V70H119ZM123 72V71H122ZM175 72V71H174ZM191 72H192V70H191ZM24 73V72H23ZM46 73V72H45ZM56 73V72H55ZM75 73V74H76ZM80 73V74H81ZM94 73V72H93ZM113 73V72H112ZM145 73V72H144ZM152 73V72H151ZM15 74V73H14ZM17 74V73H16ZM25 74V73H24ZM36 74V73H35ZM44 74V73H43ZM53 74H54V72H52V76H53ZM140 74H141V72H140ZM48 75H50V76H47ZM46 77H47V81H49V79H51L52 77H51V73L49 72V74H47L46 73ZM55 75V74H54ZM78 75V74H77ZM83 75V74H82ZM81 75V76H82ZM89 75V74H88ZM184 75H185V77H184ZM44 76V75H43ZM72 76H74V72H73V75ZM76 76V75H75ZM80 76V75H79ZM92 76V75H91ZM114 76V75H113ZM193 76V75H192ZM17 77H19L18 75H17ZM38 77V76H37ZM83 78L82 79H84V77H85V75H83L82 76ZM95 78L94 79H96V76H94ZM110 77H112L111 75H110ZM168 77H169V75H168ZM22 78V77H21ZM74 78V77H73ZM81 78V77H80ZM93 78V77H92ZM147 78H150V77H147ZM185 79V81L183 80V82L179 85L178 84V82H180V80H182V79ZM196 78V77H195ZM19 79V78H18ZM17 79V80H18ZM43 80H44V78H42ZM120 79L118 80V81H120ZM145 79V78H144ZM53 80H54V76H53ZM77 80V79H76ZM85 80V79H84ZM115 80V79H114ZM195 80V79H194ZM237 80V79H236ZM35 81V80H34ZM59 81V80H58ZM86 81V80H85ZM91 81V80H90ZM89 81V82H90ZM94 82H95V80H93ZM97 81V80H96ZM139 81V80H138ZM141 81V80H140ZM29 82V81H28ZM46 82V81H45ZM71 82V81H70ZM86 82H88V81H86ZM94 82H92L93 84L92 85H94ZM117 82V81H116ZM131 82V81H130ZM130 82H127V83H130ZM238 82V81H237ZM1 83V82H0ZM35 83V82H34ZM50 83H51V80H50ZM50 83H49V85H50ZM74 83H76L75 81H74ZM139 83V82H138ZM2 84V83H1ZM35 84H37V83H35ZM60 84V85H59ZM70 84V83H69ZM69 84H68V86H69ZM78 84V82L76 83V85ZM90 84V83H89ZM95 84H98V83H95ZM178 84V85H177ZM186 84V83H185ZM184 84V85H185ZM47 85H48V82H47ZM73 85H75V84H73ZM75 85V86H76ZM81 84H79V86H80ZM88 85V84H87ZM91 85V84H90ZM111 85V84H110ZM124 85V84H123ZM139 85V84H138ZM176 85V86H175ZM205 85V84H204ZM235 85V84H234ZM240 85H241V83H240ZM239 85V86H240ZM38 86V85H37ZM41 86L43 87V85L41 84ZM51 86V85H50ZM74 86V87H75ZM109 86V85H108ZM142 86H143V84H142ZM180 86V87H181ZM242 86V85H241ZM49 87V86H48ZM48 87H47V89H46V91L48 90ZM53 87V86H52ZM70 87H71V84H70V86L68 87V89H70ZM78 87V86H77ZM87 86H85V88H86ZM91 88H92V86H90ZM97 87V86H96ZM232 87H234L233 85H232ZM81 88H82V86H81ZM101 88V87H100ZM150 88V87H149ZM178 89H180L179 87H177ZM236 88V87H235ZM238 88V87H237ZM77 90H78V88H76ZM90 89V88H89ZM104 89V88H103ZM102 89V90H103ZM133 89V88H132ZM140 89V88H139ZM227 90L225 91L224 90V96L222 97L220 94H217L218 96H221V98H223V101H224V98H225V101L228 99H231L230 101H226V103H231V102H235V100L237 101V95H238V92L237 91H231V90H228V88H226ZM73 90H74V92H75V88H73ZM76 90V91H77ZM87 90V89H86ZM123 90V89H122ZM234 90V89H233ZM241 90V89H240ZM243 90V89H242ZM245 90V89H244ZM69 91H72V89L71 90H69ZM89 90H87V92H88ZM90 91H93V90H90ZM106 91V90H105ZM110 91V90H109ZM117 91V90H116ZM121 91V90H120ZM152 91H154V89H152ZM178 91V90H177ZM186 91V90H185ZM221 91V90H220ZM66 92H68V91H66ZM84 92V91H83ZM86 92V91H85ZM108 92V91H107ZM183 92V91H182ZM211 92V91H210ZM243 92V91H242ZM245 92L247 93H249V91L247 90H245ZM245 92H243V93H245ZM259 92V91H258ZM77 93H78V91H77ZM77 93H75V94H77ZM120 93V92H119ZM126 93V92H125ZM185 93V92H184ZM213 93V92H212ZM64 94H65V92H64ZM67 94V93H66ZM79 94V93H78ZM78 94H77V97H78ZM86 94V93H85ZM90 94H91V92H90ZM105 94V93H104ZM108 94H110V93H108ZM256 94H257V92H256ZM84 95V94H83ZM87 95V94H86ZM92 95H93V93H92ZM91 95V97L93 98V96ZM99 95V94H98ZM145 95V94H144ZM149 95V94H148ZM156 95V94H155ZM216 95V94H215ZM241 95V94H240ZM247 95V94H246ZM245 95V96H246ZM251 95H253V94H251ZM18 96V95H17ZM36 96V95H35ZM39 96V95H38ZM106 96V95H105ZM210 96V95H209ZM233 96V97H232ZM235 96H236V99H234L233 100V98H235ZM244 95H242L241 96V99H242V97L244 98L243 100H251V99H249L247 96V98L248 99H245L246 97H245ZM248 96H250L249 94H248ZM256 96V95H255ZM15 97V96H14ZM22 97V96H21ZM40 97V96H39ZM71 97H72V95H71ZM84 97H86V96H84ZM88 97V96H87ZM98 97V96H97ZM96 97V98H97ZM108 97V96H107ZM141 97V96H140ZM156 97V96H155ZM164 97V96H163ZM178 97V96H177ZM203 97V96H202ZM213 97H216V96H213ZM239 97V99H238V101H241L240 100V96H238ZM64 98H63V100H64ZM217 98V97H216ZM219 99H220V97H218ZM90 99V98H89ZM95 99V98H94ZM98 99V98H97ZM102 99V98H101ZM162 99V98H161ZM183 99V98H182ZM254 99V98H253ZM75 100H77V99H75ZM91 100V99H90ZM96 100V99H95ZM141 100V99H140ZM143 101H144V99H142ZM170 100V99H169ZM221 100V99H220ZM38 101H37V105H38ZM72 101H74L73 100V97H72V100H71V103L70 104H72L73 102ZM138 101V100H137ZM162 101V100H161ZM222 101V100H221ZM224 101V102H225ZM237 101V102H238ZM36 102V101H35ZM64 102V101H63ZM76 102V101H75ZM74 102V103H75ZM154 102H156L155 101V99H154V101H153V103ZM169 102V101H168ZM217 102H218V100H217ZM233 102V103H234ZM242 102H244V101H241L240 103L242 104ZM100 103V102H99ZM152 101H151V105L149 106V107H151L152 106ZM172 103V102H171ZM36 104V103H35ZM76 104H78L77 102H76ZM158 104V103H157ZM160 104V103H159ZM236 104V105H235ZM235 104H233V105H235V106H233L234 108L237 106V103H235ZM241 104L239 105V107L238 108H240V106H241ZM244 104V103H243ZM245 104H248V103H245ZM37 105H34V106H37ZM67 105V106H66ZM82 105V104H81ZM89 105V104H88ZM145 105V104H144ZM156 105V104H155ZM175 105H176V103H175ZM196 105V104H195ZM226 105V104H225ZM59 106V107H60ZM158 106V105H157ZM161 106V105H160ZM205 106V105H204ZM213 106V105H212ZM60 107V108H61ZM64 107H65V109H64ZM76 107V105L73 107V108H75ZM79 107H81V106H79ZM92 107V106H91ZM133 107V106H132ZM145 106H143V108H144ZM153 107H156V106H153ZM159 107V106H158ZM171 107V106H170ZM224 107H226V106H224ZM229 107V106H228ZM247 107V106H246ZM59 108V109H60ZM72 108V109H73ZM94 108V107H93ZM147 108V107H146ZM227 108V107H226ZM225 108V109H226ZM237 108V107H236ZM235 108V113H234V115H233V111L232 112H230V113H232V116H228L229 117V121L228 120H226V118H227V114H225V112H223V114H225V115H223L224 116V119H225V122L223 121V123L222 122H220V121H217L218 123H222L223 125H221V127L223 128L224 126L226 127V130H225V128H224V130L223 129H221L220 127V129L219 128H217V130H216V128H214V129H212L213 127H215V126H217L218 127V125H217V123H216V118L214 119L215 120V122L214 121H212V123H213V125H215V126H211V122H204V123H202L201 121H198L197 120V118L194 120L195 121V123L197 122V125H200V123H202L200 126H197L195 123H191V122H189L190 124H194V126H197L196 128H194V129H192L193 128V126H191L189 129H187L186 131L187 132H189L188 130H191L192 129V131H190L189 132V134H187V135H184V133H183V131H182V133H181V129L180 128H178V127H176L175 125H173L174 123H167V122H165L164 123V125L165 126H162L160 129H161V131H160V133L163 135V138L160 136H158V141L161 143V144H158L159 142L157 141L156 143H157V145H158V148L159 149H157V146H155L156 147V150L157 151H155L157 154H160V155H158V156H160V160H157V157H155V159L157 160V162H155V163H157V164H154V165H157V168H160V167H162L161 169H162V171H166L165 173L167 174V175H171L172 177H177V178H179V180L181 179V180H183V181H186V180H192V182L195 184V189H194V192L193 193H191L192 194V196L193 197H199L200 198V196H201V198H205L204 200L205 201H208V200H211V199H213V201L215 202V204H216V206L215 205H213V206H215L216 207V209L218 208V211H219V214H220V218L221 219H223V217H224V213H225V211H226V209H227V207L226 208H224L223 210H225V211H223L222 210V204H221V200H220V195H221V192L223 191V190H221V188H223L224 186H223V178H221L222 176V173L220 172V170L222 169V168H224V167H226V165L225 166H223L222 165V163L223 164H231L232 166H233V169L234 170H231V171H233V173H230L231 175H233L234 177V180L231 182L232 184H228V185H230V186H228V187H226L225 188V192H224V194L226 193L227 195H228V197H230L231 198V200H232V203H233V205L235 204V206H233V207H235V213H238V215L239 216H242L243 218H249L250 216H248L247 214H249L250 215V213L252 212V213H254V211L253 210H256V208L258 207L259 209V211H260V209L262 208H264V203H262V202H264V199H263V195L262 194H260V192L262 193H264V176L262 175V174H264V171L263 170H261V169H263V167L262 168H260V164H258V161L259 160H261V154L260 153H262V152H260L259 154H260V157H259V160L257 161V159L255 160L254 158L252 159L248 154H250L249 152H248V150L250 149H246V147H244L245 145H243L244 143H246V141H245V137H246V139H247V136L248 135H246V136H244V133H243V136L242 135H240V133H239V131H241V133L243 132L242 131V129L241 130H238L239 128H240V126L238 127V125H240L244 120H242V118H240V120H238L239 119V117L241 116V114L242 115H244L243 113H241V110L240 111H237V109ZM30 109V108H29ZM34 109V110H33ZM67 109V110H66ZM137 109V108H136ZM145 109V108H144ZM151 109H153V108H151ZM155 109V108H154ZM153 109V110H154ZM211 109V108H210ZM223 109V108H222ZM232 109V108H231ZM245 109V108H244ZM247 109H249V107H247ZM247 109H245L246 111H247ZM40 110L42 111V114H41V112H40ZM68 110H70V111H68ZM75 110V109H74ZM233 110V109H232ZM243 110V109H242ZM245 110L244 111H242V112H244L245 113ZM252 109H249V112L251 111ZM84 111V110H83ZM150 111V110H149ZM159 111V110H158ZM225 111V110H224ZM226 111H228V109L226 110ZM230 111V110H229ZM237 111V112H236ZM258 111V110H257ZM38 112H40V115H39V113ZM67 112H65L66 114H67ZM75 112V111H74ZM72 113V114H74V116H75V118H76V112H77V109H76V112L75 113ZM85 113H86V111H84ZM163 112V111H162ZM205 112V111H204ZM65 113L64 114H62L63 116V118H64V115H65ZM213 113V112H212ZM241 113V114H240ZM250 113H252V111L250 112ZM33 113H31V115H32ZM71 114V115H72ZM70 115V116H71ZM133 115V114H132ZM212 115V114H211ZM211 115H210V117H211ZM229 115V114H228ZM70 116L68 117V115H66L65 117L68 119V121L70 120ZM73 116V115H72ZM72 116H71V120L69 121V122H71L72 120L74 121V119H72ZM79 116H81V115H79ZM214 116V115H213ZM225 116H226V118H225ZM245 116V115H244ZM247 116H248V114H247ZM31 117V116H30ZM36 117H38V119H36ZM42 116H41V118H43ZM61 117V118H62ZM78 117V116H77ZM90 117V116H89ZM219 117V116H218ZM222 117V116H221ZM246 117V116H245ZM249 117H250V114H249V116L248 117H246L247 119H249ZM31 118V119H32ZM60 118V119H61ZM62 118V119H63ZM74 118V117H73ZM80 118V117H79ZM207 118V117H206ZM206 118H204V119H206ZM213 117H211L210 119H212ZM244 118V117H243ZM60 119H54V120H56V123H58V121H61L62 122V119L60 120ZM77 119V118H76ZM94 119V118H93ZM194 119V118H193ZM192 119V120H193ZM223 118H221V120H222ZM228 119V118H227ZM250 119H251V117H250ZM27 120V119H26ZM53 120V121H54ZM135 120V119H134ZM139 120V119H138ZM213 120V119H212ZM255 120V119H254ZM63 121H64V119H63ZM67 121V120H66ZM67 121V123H69ZM72 121V122H73ZM81 121H82V117H81ZM86 121V120H85ZM85 121H84V123H85ZM136 122H137V120H135ZM142 121V120H141ZM203 121H207V120H203ZM209 121V120H208ZM211 121V120H210ZM228 121V123H226ZM60 122V123H61ZM71 122V123H72ZM75 122V121H74ZM74 122H73V124H74ZM77 122H78V119H77ZM76 122V123H77ZM79 122H80V119H79ZM79 122H78V125H79ZM241 122V123H240ZM258 122V121H257ZM53 123V122H52ZM51 123V124H52ZM63 123V122H62ZM70 123V124H71ZM214 123H216V124H214ZM224 123H226V125H224ZM247 123V122H246ZM59 124V123H58ZM58 124H55L56 126L55 127H57V125ZM136 124V123H135ZM137 124H138V122H137ZM160 124V123H159ZM243 124H244V122H243ZM52 125H54V124H52ZM72 125V124H71ZM78 125L76 124H74V125H72L73 127L72 128H75L74 130H75V132L77 133V131H79V130H77V128H78ZM133 125V124H132ZM187 125V124H186ZM208 125H210V129H209V127H207ZM219 125V126H220ZM242 125V124H241ZM34 126V127H33ZM77 126V127H76ZM139 126H140V124H139ZM161 126V125H160ZM179 126V125H178ZM181 126V125H180ZM52 127H54V126H52ZM51 126H50V128H52ZM59 127V126H58ZM57 127V128H58ZM188 127H189V125H188ZM238 127V128H237ZM243 127V125L241 126V128ZM131 128H133L132 126H131ZM130 128V129H131ZM137 128H138V126H137ZM158 128V127H157ZM185 128V127H184ZM257 128V127H256ZM56 129V128H55ZM78 129H80V128H78ZM129 129V130H130ZM141 129V128H140ZM219 129V130H218ZM237 129V130H236ZM35 130V129H34ZM39 130V129H38ZM48 130H49V128H48ZM47 130V131H48ZM71 130L73 131V129H70V132H71ZM77 130V131H76ZM92 130V129H91ZM90 130V131H91ZM133 130V129H132ZM32 131H30L31 132V137L33 138V134H32ZM37 131V130H36ZM51 131V130H50ZM50 131H48L49 133H51ZM88 131V130H87ZM121 131V130H120ZM127 131V130H126ZM134 131V130H133ZM137 131H140V130H137ZM69 132V131H68ZM84 132V131H83ZM124 132V131H123ZM185 132V131H184ZM33 133H34V131H33ZM38 133H39V131H38ZM76 133H74L73 132V135L72 136H70L71 134H72V132H71V134L69 135L70 137H71V139H74V138H72V137H74V134H76ZM125 133V132H124ZM132 133H134V132H132ZM131 133V134H132ZM30 134V133H29ZM36 134V136H37V133H35ZM35 134H34V137H35ZM53 134V133H52ZM83 134V133H82ZM136 134V133H135ZM185 134H186V132H185ZM239 135L238 136V138H239V140L237 139V135ZM248 134V133H247ZM40 136H41V133L39 134ZM78 135V134H77ZM80 135H81V133H80ZM92 135V134H91ZM123 135V134H122ZM126 135V133L124 134V136ZM158 135H159V133H158ZM184 135V136H183ZM236 135V136H235ZM40 136H38L39 138H40ZM119 136V135H118ZM240 136H242V137H240ZM50 136H49V134H48V136H47V139L49 138ZM69 137V138H70ZM117 137V136H116ZM121 137V136H120ZM39 138H37V140L39 141ZM42 138V137H41ZM69 138H68V140L67 141H69L70 142V140H69ZM118 138V137H117ZM122 138H123V136H122ZM130 138H132L131 136H130ZM187 138H192L193 140H192V142H191V140H189V139H187ZM242 138V139H241ZM251 138H252V136H251ZM34 139L35 138H33V143H34ZM43 139V138H42ZM42 139H40V140H42ZM160 139V140H159ZM161 139H163V141L161 140ZM187 139V140H186ZM200 139L202 140V147L204 148V150L202 149V147H200L199 145H198V143L197 142H199L200 141ZM244 142L243 144H242V141ZM244 139V140H243ZM53 140V139H52ZM126 140V139H125ZM124 140V141H125ZM127 140H128V138H127ZM127 140L125 141V142H127ZM153 140V139H152ZM184 140V141H183ZM197 140V142H195ZM199 140V141H198ZM251 140V139H250ZM264 140V139H263ZM38 141H35V142H37L36 143V145L38 144ZM123 141V140H122ZM121 140H120V142H122ZM163 143H162V142ZM185 141H186V143L188 142V141H190L188 144L190 145L191 144V146L193 145V144H195V147H194V145L191 147L192 149H194V148H196V146H197V150L196 149H194L195 150V152L197 151V153H195V155H197V154H199V155H197L198 156V159H199V163H197L198 162V159H196L197 157L196 156H189V157H192V158H189L188 156L186 157V159L189 161L190 159H192V160H190L189 162L188 161H185L184 159L183 160H180L179 162H178V160L176 161L175 160V158H176V156L177 155H175L174 153H175V151L173 152V146L172 147H170V145H174L175 147H178L179 148V150L181 149V148H183L182 149V151H181V153L183 152V150H186V147H185V149H184V146L182 145V144H186L185 143ZM248 142H249V136H248V140H247ZM254 141H255V139H254ZM257 141V140H256ZM30 142V141H29ZM42 142H44V140H42V141H40V145H41V143ZM56 142V141H55ZM73 142V141H72ZM119 142V141H118ZM155 142V141H154ZM153 142V143H154ZM228 142V144H226L225 146H224V144H222V143H227ZM247 142V143H248ZM251 142V141H250ZM249 142V143H250ZM32 143V144H33ZM64 143V142H63ZM108 143V142H107ZM200 143H201V141H200ZM216 143H217V145H216ZM218 143H220V145H221V147H223L224 146V148H222V149H219V148H221L220 147V145H218ZM114 144V143H113ZM163 144V145H162ZM48 145V144H47ZM66 145V144H65ZM161 145V146H160ZM182 145V146H181ZM216 147H218V148H215V146ZM250 145V144H249ZM256 145V144H255ZM162 146H164L165 148H167V149H169V148H171L170 150H172L171 151V155H169V156H172V154H173V156H174V158L172 157V158H167V152H166V154L164 153L165 151L163 150H161L160 152L158 151V150H160V149H163V147ZM186 146V145H185ZM200 148H199V147ZM212 146V149L210 148ZM22 147V146H21ZM27 147V146H26ZM35 147V149L32 151V154H31V158H30V161L31 162H29V163H27V164H29L28 165V167L25 169L24 168V175H25V177L27 178L26 179V181H24V183H20V182H18V183H15V184H13L14 186H12V188H10L9 190L10 191H8V192H6V193H4V194H7V198L6 197H4V194L2 195V193H3V191H2V189L3 188H5V190H8V189H6V188H8L7 186L5 187V186H2L1 187V185H0V194L4 197V199H5V201H3L2 203H4V204H0L2 207H4L3 208V214L0 212V215H1V218H0V264H16V261H17V256H18V253H20L19 251H20V249H21V247H23L24 245L22 244V243H24L23 242V239H24V236H25V234H27V229H28V227L29 226H31V223L33 222V220L35 219V211H34V209H35V207L33 206V208H27V209H25L27 206H28V203L26 204V202H27V199L29 198V196L31 197V194H33L32 195V200L33 201H31V202H35L36 204L38 203L39 204V206L41 205V203L43 204L44 203V200H45V203H46V197H49L50 195H52L53 194V191H52V187H53V182L51 183V181H50V179H49V177L52 175V173L54 172V171H57L56 169H58V168H56L55 167V165H56V163L59 161H57V159H58V154H56L55 156H53L51 159H53V162H52V164L51 163H49V164H47L45 167H44V169L42 170V174L41 175H39V173H38V168H36L35 166H37V165H41V163L39 164V162H37V160H39V158H40V156H41V160H42V158H44V156H42V155H45V154H47V153H44L43 151H42V149H43V146H42V149L40 148L39 149V146H34ZM64 147V146H63ZM78 147V146H77ZM110 147H111V145H110ZM161 147V148H160ZM251 147H252V144H251ZM22 148H24V147H22ZM48 148V147H47ZM59 148V147H58ZM108 148V147H107ZM114 148V147H113ZM113 148H111V149H113ZM123 148H125V147H123ZM211 150H210V149ZM256 148V147H255ZM27 149V148H26ZM56 149V148H55ZM61 149V148H60ZM60 149H59V151H60ZM78 149V148H77ZM167 149H165V150H167ZM199 149H200V151H201V155H200V153H198V152H200L199 151ZM203 151H205L204 152V154H202V150ZM207 149V150H206ZM213 149H215V151H213V152H210V151H212ZM219 151H218V150ZM254 149V148H253ZM257 149H259V148H257ZM25 150V149H24ZM24 150L22 149L21 151H22V153L23 154H26L27 152H25L24 153ZM29 150H30V148H29ZM28 150V151H29ZM142 150V149H141ZM149 150V149H148ZM155 150V149H154ZM169 150V151H170ZM175 150V149H174ZM176 150L177 151H179L177 148H176ZM189 150H190V148H189ZM208 150H210V151H208ZM256 150V149H255ZM27 151V150H26ZM51 151V150H50ZM59 151H56L57 153L59 152ZM108 151H110V149H108ZM144 151V150H143ZM147 151V150H146ZM168 151V152H169ZM177 151H176V153H177ZM193 151V150H192ZM251 151V150H250ZM264 151V150H263ZM40 152H42V155L40 154ZM60 152H62V150L60 151ZM71 152V151H70ZM94 152V151H93ZM96 152V151H95ZM112 152V151H111ZM110 152V153H111ZM113 152H114V150H113ZM113 152H112V154H113ZM159 152V153H158ZM162 152V153H161ZM191 152V151H190ZM252 152H253V150H252ZM259 152V151H258ZM21 153V154H22ZM29 153H31V150H30V152ZM44 153V154H43ZM63 153V152H62ZM75 153V152H74ZM97 153H98V150H97ZM180 152L178 153V156L179 155H183V154H181ZM254 153V152H253ZM253 153H251V155L253 154ZM255 153H257V152H255ZM49 154V153H48ZM117 154H119V153H117ZM121 154V153H120ZM163 154H165L166 155V158H164L165 157V155L163 156ZM264 154V153H263ZM28 156L30 155V154H27ZM68 156H69V154H67ZM116 155V154H115ZM203 155V156H202ZM255 155V154H254ZM79 156V155H78ZM112 156V155H111ZM110 156V158H112ZM116 156H118V155H116ZM156 156V155H155ZM163 156V157H162ZM168 156V157H169ZM184 156V155H183ZM201 156V157H200ZM258 156V155H257ZM257 156L255 155V156H253V157H255V158H257ZM23 157H25V155L23 156ZM71 157V156H70ZM233 157V160H231V158ZM163 158V159H162ZM228 158V159H227ZM45 159H46V155H45ZM75 159V158H74ZM124 159V158H123ZM172 159V160H171ZM193 159H196V160H193ZM226 159V161L228 160V162H226V163H224V161H222V160H225ZM264 158L262 157V160H263ZM44 160V159H43ZM99 160V163L96 165V164H94V165H96L95 167L93 166L90 170H88V174L86 175V177L81 181V183H79V185H78V187H77V192L76 193H78V192H82V191H84L86 188L88 189V187H89V184H91L94 180V178H95V176H96V173H97V175L99 176V174L101 175V173L99 172L98 173V171L99 170H103V167H102V169H99V166L103 163V157H101L100 159H98ZM101 160H102V162H101ZM111 160V159H110ZM253 160H255V162L253 161ZM50 160H47V161H44V162H49ZM57 161V162H56ZM97 161V160H96ZM112 161V160H111ZM158 161H159V163H158ZM181 161H184L185 162V164L188 162L189 164L187 165V166H189V167H187L186 165L184 166V163H182L181 164ZM197 161V162H196ZM41 162V161H40ZM70 162H72V161H70ZM79 162V161H78ZM77 162V163H78ZM92 162V161H91ZM104 162H105V160H104ZM108 162H110V161H108ZM121 162V161H120ZM194 162H196V163H194ZM222 162V163H221ZM262 162V161H261ZM37 163V165H35ZM73 163V162H72ZM71 163V164H72ZM76 162H74L73 164L74 165H71V167H76L75 164ZM106 164H107V162H105ZM117 163V162H116ZM191 163V164H190ZM194 163V164H193ZM221 163V164H220ZM42 164H43V162H42ZM79 164V163H78ZM21 165V164H20ZM58 165V164H57ZM60 165V164H59ZM88 165V164H87ZM105 165V164H104ZM118 165V164H117ZM221 165V166H220ZM231 165H229V166H231ZM263 165H264V160H263ZM25 166V165H24ZM109 166V165H108ZM179 166V167H178ZM184 166V167H183ZM219 166L221 167L220 169H219ZM232 166H231V168L230 169H232ZM59 167V166H58ZM64 167H66V166H64ZM68 167H70V164H69V166ZM67 167V169L66 170H68L69 168ZM70 167V169H72ZM155 167V166H154ZM186 167V168H185ZM228 167V166H227ZM226 167V168H227ZM235 167V168H234ZM19 168V167H18ZM35 168H36V170H35ZM40 168H41V166H40ZM226 168H225V170H226ZM229 168V167H228ZM228 168H227V170L226 171H228ZM63 168L61 167V170H62ZM114 169V168H113ZM219 169V170H218ZM229 169V170H230ZM58 170H60V169H58ZM64 170V169H63ZM107 170V169H106ZM223 170V169H222ZM224 170V171H225ZM9 171V170H8ZM90 171V172H89ZM161 171V170H160ZM235 171V172H234ZM262 171H263V173H262ZM66 172V171H65ZM23 173V172H22ZM103 173V172H102ZM114 173V172H113ZM212 173V175L210 176V174ZM161 174V173H160ZM229 174V173H228ZM6 173H5V177H6ZM154 175V174H153ZM226 175V174H225ZM229 176V175H228ZM24 177V178H25ZM111 177V176H110ZM137 177V176H136ZM155 177V176H154ZM165 177H167V176H165ZM9 178V177H8ZM16 178V177H15ZM171 178V177H170ZM139 179V178H138ZM164 179V178H163ZM14 180V179H13ZM37 180H39L40 182H38ZM146 180V179H145ZM11 181V180H10ZM92 181V182H91ZM152 181V180H151ZM13 182H15V181H13ZM79 182V181H78ZM91 182V183H90ZM225 182V181H224ZM191 183V182H190ZM257 184V183H260V184H262L259 188H257L256 189V191L258 190H261V191H257L258 192V194H256V195H262V201L260 202V201H258V200H260V197H258V196H256L255 195V188H256V186L253 188V185L254 184ZM226 185V184H225ZM263 186V187H262ZM11 187V186H10ZM26 187H28L29 189H31L30 191V193H29V195L27 194V192H28V190L27 189H25ZM257 187H258V184H257ZM12 189V190H11ZM158 189V188H157ZM56 190V189H55ZM59 190V189H58ZM57 190V191H58ZM193 190V189H192ZM200 190H205V192L203 193V191H202V193L201 192H199ZM159 191V190H158ZM211 192L213 195L210 197V196H208L207 198H208V200H206L207 198H206V196L204 195V194H206V193H208V192ZM10 192V193H9ZM255 192V193H254ZM9 193V194H8ZM74 193V192H73ZM253 193H254V195H253ZM159 194V193H158ZM207 195H209V194H207ZM1 196V197H2ZM160 196H161V194H160ZM203 196V197H202ZM253 196H254V198L256 199V197H257V199L258 200H254L253 199ZM256 196V197H255ZM2 197V198H3ZM159 197V196H158ZM165 198V197H164ZM229 198V199H230ZM30 199V198H29ZM162 199V198H161ZM185 199V198H184ZM188 199V198H187ZM190 199H191V197H190ZM189 199V200H190ZM0 200H1V198H0ZM191 200H193V199H191ZM53 201V200H52ZM187 201V200H186ZM201 201H203V200H201ZM29 202V201H28ZM189 202V201H188ZM32 203V204H33ZM34 203V204H35ZM202 203V202H201ZM213 203V202H212ZM33 204V205H34ZM37 204V205H38ZM48 204V203H47ZM45 205V204H44ZM154 205H156V204H154ZM263 206V207H262ZM63 207H64V205H63ZM67 208V207H66ZM25 209V210H24ZM39 209V208H38ZM37 209V210H38ZM58 209V208H57ZM216 209H215V211H216ZM261 209V212H260V216L259 217H262V216H264V214H261L262 213V211L264 212V210H262ZM26 210H27V212H26ZM37 210H36V212H37ZM59 210V209H58ZM56 211L49 219H48V223H47V226H50V227H48V228H46L45 230L46 231H41V232H43V234H42V236H43V238H45L44 236H48L47 234L48 233H50L51 234V236H52V232L55 230L56 231V227L57 226H59L60 225V223L61 222H63V220H64V217H65V215L62 213V212H60V211ZM1 211V210H0ZM214 211V212H215ZM257 211V210H256ZM41 212V211H40ZM217 212V211H216ZM227 212V211H226ZM229 212V211H228ZM232 212V211H231ZM258 212V211H257ZM234 213V214H235ZM259 213V212H258ZM217 214V213H216ZM215 214V215H216ZM219 214H217V215H219ZM230 214V213H229ZM233 214V215H234ZM64 215V216H63ZM227 215V214H226ZM236 215V214H235ZM228 216V215H227ZM252 216V215H251ZM254 216V215H253ZM214 217V216H213ZM215 218V217H214ZM218 218V217H217ZM227 218V217H226ZM236 218V217H235ZM239 218V217H238ZM216 219V218H215ZM219 219V218H218ZM233 219V218H232ZM237 219V218H236ZM253 219H255V217H253ZM257 219V218H256ZM217 220V219H216ZM215 220V225H216V223L217 222H219V221H216ZM220 220V219H219ZM223 220H225V219H223ZM243 220H245V219H243ZM259 219H257V221H258ZM261 220V219H260ZM262 220H264V218L262 219ZM230 221V220H229ZM234 221V220H233ZM239 221H241V220H239ZM238 221V222H239ZM256 221V222H257ZM235 222H236V220H235ZM254 222V221H253ZM256 222H254V223H256ZM219 223H221L222 224V221L221 222H219ZM233 223V222H232ZM242 223V222H241ZM218 224V223H217ZM240 224V223H239ZM251 224V223H250ZM258 224H259V222H258ZM42 225V224H41ZM204 225V224H203ZM214 225V227L216 228V226ZM223 225V224H222ZM246 225V224H245ZM253 225V224H252ZM46 226V225H45ZM46 226V227H47ZM61 226V225H60ZM59 226V227H60ZM219 226V225H218ZM221 226V225H220ZM247 226V225H246ZM206 227H208V225L206 226ZM213 227V226H212ZM222 227V226H221ZM240 227V226H239ZM238 227V228H239ZM244 227V225L241 227V228H243ZM58 228V227H57ZM214 228V229H215ZM48 229V230H47ZM213 229V228H212ZM211 229V230H212ZM212 230L213 232L216 230ZM219 229H220V227H219ZM237 229V228H236ZM248 229V228H247ZM30 230V229H29ZM199 230V229H198ZM208 230H209V228H208ZM210 230V232H211V235L213 236V232ZM250 230H251V228H250ZM250 230H249V232H250ZM253 230H254V227H253ZM252 230V231H253ZM262 230V229H261ZM217 231V230H216ZM222 231V230H221ZM245 231V230H244ZM260 231V230H259ZM40 232V233H41ZM196 232V231H195ZM199 233H200V231H198ZM241 232V231H240ZM242 233V232H241ZM244 233V232H243ZM248 233V232H247ZM250 233H252V232H250ZM192 234V233H191ZM238 234V233H237ZM261 234H263V233H261ZM28 235V234H27ZM210 235V236H211ZM214 235H215V233H214ZM220 235V234H219ZM245 235V234H244ZM244 235H242V236H244ZM257 235V234H256ZM259 235V234H258ZM38 236V235H37ZM40 237H38L37 238V241H35V243L36 244H34V245H36V246H34L35 247V251H37L38 249H39V247H41V241H42V236H41V234L39 235ZM113 236V235H112ZM191 236H193V235H191ZM200 236V235H199ZM246 236V235H245ZM262 236V235H261ZM239 237V236H238ZM54 238V237H53ZM193 238V237H192ZM190 238L191 240H193V239H196V243H197V239H198V236L196 237V238ZM244 238V237H243ZM248 238H249V236H248ZM256 238V237H255ZM47 239V238H46ZM50 239V238H49ZM218 239V238H217ZM199 240V239H198ZM249 240H253V239H249ZM187 241V240H186ZM188 242H190V240L188 241ZM192 242V241H191ZM190 242V243H191ZM195 242V241H194ZM200 242V241H199ZM251 242V241H250ZM253 242V241H252ZM43 243V242H42ZM181 243L182 242H180L179 244L181 245ZM190 243H188L189 245H186L185 244V246H181V247H183V252H181V250H180V252L181 253H183V254H185V253H187L188 254V252H190V251H193V250H195L196 252H197V250L199 249L198 247V249H196V246L195 245H193L194 243H192V244H190ZM195 243V244H196ZM258 243H259V241H258ZM173 244V243H172ZM178 244V243H177ZM178 244V246H180ZM184 244V243H183ZM249 244V243H248ZM250 244H252V243H250ZM45 245V244H44ZM171 245V244H170ZM197 245V244H196ZM201 245V244H200ZM237 245V244H236ZM177 246V248H180V247H178ZM249 246V245H248ZM164 246H161L160 248H159V250L157 249L158 247H156V248H154V250H156L157 252L159 251L160 252V250L161 251H165V250H163L162 248H163ZM165 247H166V245H165ZM168 247V246H167ZM200 247V246H199ZM242 247V246H241ZM257 248L256 247V244L253 246V248ZM177 248H175V249H177ZM206 248V247H205ZM233 248V247H232ZM254 248V249H255ZM259 248V247H258ZM257 248V249H258ZM164 249H168V248H164ZM175 249L174 248H172V249H170L171 250V252H172V250H174L175 251ZM208 249H209V251H206L207 253H211V257H215L216 259L214 260V262L216 263V264H223L222 262H221V258L219 257V253H217L218 251H217V242L216 243H213V244H211V245H209L208 246ZM207 249V250H208ZM250 249H252V248H250ZM257 249H255V251L253 252V254L256 252V255H258V252H257ZM169 250V249H168ZM178 250V249H177ZM200 250V253H202L203 252V254H204V252L205 251H203L202 249H199ZM198 250V251H199ZM202 250V251H201ZM34 251V252H35ZM187 251V252H186ZM258 251H260L259 249H258ZM158 252V253H159ZM166 252V251H165ZM205 252V253H206ZM36 253V252H35ZM162 253V252H161ZM175 254H176V252H174ZM180 253V254H181ZM194 253V252H193ZM199 253V252H198ZM261 253V254H260ZM259 254L260 255H262V252H260ZM177 254H179V253H177ZM27 255V254H26ZM205 255V254H204ZM239 255V254H238ZM255 255V254H254ZM253 255V256H254ZM181 256L182 257H185V256H183L182 254H181ZM180 255H179V257H176V259L178 258H180L181 257ZM187 256V255H186ZM206 256V255H205ZM133 257H134V255H133ZM210 257V258H211ZM240 257H242V256H240ZM255 257H258V258H255ZM255 257H253V259L255 258L256 259V261H257V259H259V255L258 256H255ZM260 257H262V256H260ZM171 258H173V256L171 257ZM174 258H175V256H174ZM33 259V258H32ZM135 259H137V257L135 258ZM181 259V258H180ZM179 259V260H180ZM184 259H186V257L184 258ZM241 259V258H240ZM139 260V259H138ZM137 260V261H138ZM209 260H211V259H209ZM29 261V260H28ZM169 261H170V259H169ZM173 262H174V260H172ZM186 261V260H185ZM259 261V260H258ZM258 261H257V264H259L258 263ZM31 262V261H30ZM133 262H134V260H133ZM175 262L176 263H174V264H180V262L179 263H177L178 261L177 260H175ZM212 263H214L213 261H211ZM181 263H182V261H181ZM185 263V262H184ZM183 264V263H182ZM187 264V263H186ZM249 264V263H248Z\"/></svg>","mask_w":264,"mask_h":264}]
</instances>
